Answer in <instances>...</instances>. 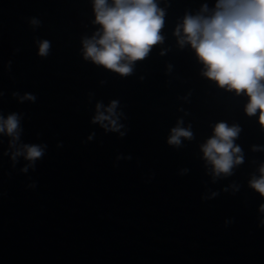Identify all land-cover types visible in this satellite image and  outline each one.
I'll return each mask as SVG.
<instances>
[{
	"label": "water",
	"instance_id": "obj_1",
	"mask_svg": "<svg viewBox=\"0 0 264 264\" xmlns=\"http://www.w3.org/2000/svg\"><path fill=\"white\" fill-rule=\"evenodd\" d=\"M154 2L163 40L121 75L84 57L94 0H0V116L20 122L19 139L0 133V264H264L260 110L180 43L185 16L217 0ZM113 100L116 129L94 119ZM219 122L240 129L227 176L201 147ZM175 127L193 138L168 144Z\"/></svg>",
	"mask_w": 264,
	"mask_h": 264
},
{
	"label": "clouds",
	"instance_id": "obj_2",
	"mask_svg": "<svg viewBox=\"0 0 264 264\" xmlns=\"http://www.w3.org/2000/svg\"><path fill=\"white\" fill-rule=\"evenodd\" d=\"M95 22L102 32L83 41L84 57L97 65L121 75L132 72L131 64L143 60L152 46L162 42L160 30L164 24V12L154 0H94ZM207 11V7L203 9ZM36 23V21H33ZM180 43L185 41L195 49L206 71L204 75L220 87L246 93L248 115L260 110L259 121L264 126V0H217L211 16L186 15L183 21ZM180 28H177L179 35ZM50 44L43 41L39 54L47 55ZM27 99L34 100L31 94ZM113 100L105 115L98 111L96 121H109L116 129V121L111 119L117 106ZM97 110L101 105L97 104ZM20 122L16 113L5 119L0 116V133L6 132L13 140L19 139ZM240 129L225 122L215 125L214 135L202 145L203 155L213 166L216 176L231 175L234 165L243 162L241 148L234 144ZM181 137L192 139L193 133L182 127L171 129L167 143L179 146ZM26 159L41 158L43 150L37 145H24ZM19 154V153H17ZM261 176L250 181L261 196H264V166ZM264 211V205L261 206Z\"/></svg>",
	"mask_w": 264,
	"mask_h": 264
}]
</instances>
